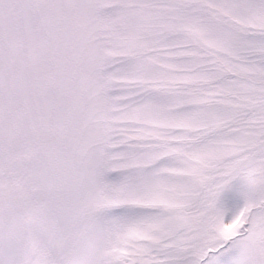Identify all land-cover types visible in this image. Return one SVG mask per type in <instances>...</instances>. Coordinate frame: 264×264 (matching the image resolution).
Instances as JSON below:
<instances>
[{
  "label": "snow or ice",
  "instance_id": "obj_1",
  "mask_svg": "<svg viewBox=\"0 0 264 264\" xmlns=\"http://www.w3.org/2000/svg\"><path fill=\"white\" fill-rule=\"evenodd\" d=\"M0 264H264V0H0Z\"/></svg>",
  "mask_w": 264,
  "mask_h": 264
}]
</instances>
